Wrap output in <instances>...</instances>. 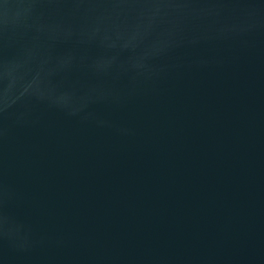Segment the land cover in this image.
I'll use <instances>...</instances> for the list:
<instances>
[{
	"label": "water",
	"instance_id": "obj_1",
	"mask_svg": "<svg viewBox=\"0 0 264 264\" xmlns=\"http://www.w3.org/2000/svg\"><path fill=\"white\" fill-rule=\"evenodd\" d=\"M0 264H264V0H0Z\"/></svg>",
	"mask_w": 264,
	"mask_h": 264
}]
</instances>
